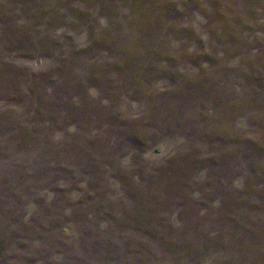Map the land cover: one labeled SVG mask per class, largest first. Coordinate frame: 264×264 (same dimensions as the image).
Wrapping results in <instances>:
<instances>
[{
  "label": "rangeland",
  "instance_id": "obj_1",
  "mask_svg": "<svg viewBox=\"0 0 264 264\" xmlns=\"http://www.w3.org/2000/svg\"><path fill=\"white\" fill-rule=\"evenodd\" d=\"M0 264H264V0H0Z\"/></svg>",
  "mask_w": 264,
  "mask_h": 264
}]
</instances>
